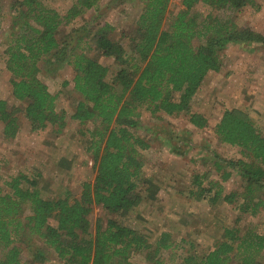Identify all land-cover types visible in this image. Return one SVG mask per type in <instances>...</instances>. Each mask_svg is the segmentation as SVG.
<instances>
[{
	"label": "trees",
	"instance_id": "trees-1",
	"mask_svg": "<svg viewBox=\"0 0 264 264\" xmlns=\"http://www.w3.org/2000/svg\"><path fill=\"white\" fill-rule=\"evenodd\" d=\"M99 1L73 0L60 15L43 0H11L4 62L12 96L22 103L31 131L51 126L59 133L65 113L55 110V96L39 78L40 65L46 72L70 66L74 89L82 98L72 118L92 123L86 149L95 175L92 182L83 183L78 198H70L69 193L45 198L36 179L20 174L2 181L0 176V264H43L45 249H52L62 264H133L135 253H143L151 264H163L161 253L179 248V264H261L264 233L252 228L241 232L224 227L211 249L199 251L192 241L175 243L169 232L150 242L113 219L98 222L92 234L88 219L92 205L120 214L141 199V151L149 143L132 131L138 107L146 105L167 115L185 112L193 126L206 125L202 114L189 112V104L205 75L220 70V49L233 43L264 47L263 35L235 20L245 6L255 5L254 0H200L210 8L206 14L190 11L199 0H182L185 10L172 18L166 30L162 24L170 0H137L140 12L127 47L110 36L114 28L108 23H86L60 36L62 25ZM1 24L2 15L0 29ZM95 54L114 60L117 68L110 78L109 68ZM17 110L0 99V122L7 138L17 132ZM214 134L241 154L235 160L214 155L215 170L221 171L223 181L231 174L223 170L222 162L238 171L243 190L225 193L218 181L195 174L190 197L235 204L239 212L256 214L264 205V133L246 113L231 108L223 111ZM23 248L31 255L27 260L21 257Z\"/></svg>",
	"mask_w": 264,
	"mask_h": 264
},
{
	"label": "rangeland",
	"instance_id": "rangeland-1",
	"mask_svg": "<svg viewBox=\"0 0 264 264\" xmlns=\"http://www.w3.org/2000/svg\"><path fill=\"white\" fill-rule=\"evenodd\" d=\"M72 1L43 0L60 15H65ZM254 2V6L247 5L235 15V20L239 26L250 27L264 36V0ZM10 4L11 0H0V99L6 100L10 108H18V125L15 136L7 138L0 122L1 180L22 174L38 181V188L45 198L62 197L67 193L70 198H78L83 183L93 181L95 170L86 149L89 143L87 129L92 123H80L72 118L75 106L82 100L73 86L74 71L70 66L60 65L55 72H46L40 65L39 78L55 96V110L65 113V125L59 133L51 126L31 131L22 112V103L12 96L10 73L4 62L5 40L11 22ZM185 8L182 0H170L162 28L169 29L172 18ZM190 11L206 14L210 8L199 0ZM139 12L137 0H100L95 7L62 25L60 36L86 23H108L114 28L110 36L127 47ZM214 13L223 15L222 12ZM218 54L220 70L205 75L189 104V112L200 113L206 118L203 128L193 126L185 112L167 115L152 112L146 105L137 108L132 131L149 143V147L141 151L144 179V186L139 190L141 199L131 210L120 214H110L100 206L92 205L88 214L90 233H94L98 222L105 224L108 219H113L141 232L150 242L162 232H169L175 243L181 244V239L192 241L199 251L211 249L224 227H235L241 232L252 228L264 233V205L256 214H251L239 212L235 204H210L189 195L195 174L218 181L225 193L243 190L238 171L222 162L223 170L231 174L223 181L221 171L217 172L214 166V155L225 160L241 157L236 146L220 142L214 134V126L225 109L243 111L264 133V47L233 43L220 49ZM95 59L109 68L110 78L117 68L114 60L98 54ZM50 223L55 224L53 220ZM16 244L23 246L19 242ZM183 245L187 246L186 243ZM45 250L43 264H62L52 249ZM180 252V248L163 251L160 256L163 264H179ZM2 254L0 249V258ZM21 257L27 260L31 255L23 248ZM130 260L133 264H151L143 253L133 254ZM260 263L264 264V249Z\"/></svg>",
	"mask_w": 264,
	"mask_h": 264
}]
</instances>
